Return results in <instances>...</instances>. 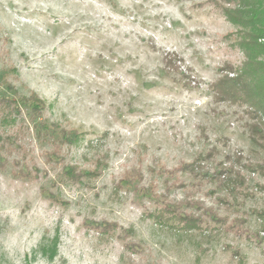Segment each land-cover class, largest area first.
<instances>
[{"label": "rangeland", "instance_id": "1", "mask_svg": "<svg viewBox=\"0 0 264 264\" xmlns=\"http://www.w3.org/2000/svg\"><path fill=\"white\" fill-rule=\"evenodd\" d=\"M205 2L0 0V97L33 92L48 104V124L84 135L64 162L49 160L39 120L22 105L28 155L0 164V264H264L254 235L179 233L149 216L166 189L167 176L149 174L156 166L264 160L245 107L211 90L244 56L226 38L235 27ZM97 151L109 154L102 175L88 187L70 183L64 165L89 171ZM244 174L251 188L264 184ZM177 177L188 187L170 196L189 191L211 205L215 184ZM256 191L238 200L240 212L264 206ZM260 223L252 216L250 228L264 238Z\"/></svg>", "mask_w": 264, "mask_h": 264}, {"label": "trees", "instance_id": "2", "mask_svg": "<svg viewBox=\"0 0 264 264\" xmlns=\"http://www.w3.org/2000/svg\"><path fill=\"white\" fill-rule=\"evenodd\" d=\"M203 5L213 7L235 27V31L230 32L226 38L230 40V47L244 56L240 65L227 63L221 69L222 75L211 84V90L219 102L245 107L250 119L246 124L249 138L253 144L264 150V0H206ZM230 73L234 76H229ZM22 105L30 110L31 122L39 120L35 124L38 136L48 140L51 146L46 152L49 160L64 162L66 156L63 150L81 145L84 135L78 129L63 127L57 123L48 124L43 119L48 104L35 93L31 92L28 96L0 97V159L4 160L0 164H6L7 159L14 154L23 157L28 155L27 148L21 143L25 138L24 129L27 128L22 121ZM7 128L12 129V132H7ZM108 160V153L97 151L89 171L65 164L64 174L70 183H81L88 187L89 183L102 175L108 166ZM226 161L209 166L196 160L170 170L161 166L149 170L152 177L155 174L167 176L165 192L159 194L161 200L158 208L149 213V216L179 233H210L213 230L233 235L237 239H248L254 235L263 242L264 238L260 237L259 231H251L250 219L255 216L261 222L260 229H264V206L250 212H240L238 200L241 197L253 198L256 195L254 189L264 194V184L258 182L251 188L249 179L244 174V170H247L264 176V160L244 162L241 155H236L234 159L228 157ZM14 163L19 164L18 161ZM33 168L35 172L38 171ZM25 171V177L32 175L30 170ZM181 174H189L195 180L191 184L193 188L200 189L205 184H215V189L207 194L214 199L210 206L204 199L195 197L189 191L182 198L169 195L172 189L188 187L186 182L177 177ZM174 177V181L169 180ZM221 211L223 215L220 214ZM231 213L235 215L232 219ZM210 236L211 234L204 237Z\"/></svg>", "mask_w": 264, "mask_h": 264}]
</instances>
